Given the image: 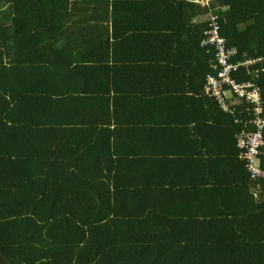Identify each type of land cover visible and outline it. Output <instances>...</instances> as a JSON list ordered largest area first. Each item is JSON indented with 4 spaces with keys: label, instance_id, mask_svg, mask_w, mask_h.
I'll list each match as a JSON object with an SVG mask.
<instances>
[{
    "label": "trees",
    "instance_id": "1",
    "mask_svg": "<svg viewBox=\"0 0 264 264\" xmlns=\"http://www.w3.org/2000/svg\"><path fill=\"white\" fill-rule=\"evenodd\" d=\"M84 4L89 13H76ZM198 11L206 17L192 23ZM208 12L234 58L264 57V0H0V261L264 264V179L249 177L234 135L232 144L109 129L122 99L109 83L115 44L186 32L199 46ZM136 14L149 24L118 27ZM88 51L102 53L99 63ZM199 51L202 91L213 54ZM98 73L103 88H80ZM259 84L264 96V72ZM227 116L234 134L240 124ZM138 136L148 151L124 148Z\"/></svg>",
    "mask_w": 264,
    "mask_h": 264
},
{
    "label": "crops",
    "instance_id": "2",
    "mask_svg": "<svg viewBox=\"0 0 264 264\" xmlns=\"http://www.w3.org/2000/svg\"><path fill=\"white\" fill-rule=\"evenodd\" d=\"M192 1L201 5V0ZM79 7L75 8L76 13L78 10L89 13L90 5ZM192 11L194 8L187 9V17ZM205 17L198 11L191 17V22L199 23ZM149 22L136 14L118 22V27L122 29L126 24L137 27ZM136 33L132 39L121 41L119 47L116 44L114 47L116 63L109 83L111 85L114 80V94L122 98L115 101L117 115L109 126V129L114 130V135H224V140L229 135L233 144L232 135L235 138L242 126L233 134L227 115L232 116L223 112L218 105V108L212 104L207 106L201 100L202 78L196 57L200 52V44H193L186 32L176 39L156 32ZM87 54H83L87 63L97 61L102 56L100 51H88ZM101 75L96 74V83L93 85H90L89 78L83 80L80 88H103L105 81L100 79ZM77 117L78 114L73 113L68 120ZM96 124L101 127L99 121ZM69 125L74 127V122H69ZM253 128L252 125L248 126V130ZM138 138L129 137L130 142L126 141L124 148L148 151L145 136Z\"/></svg>",
    "mask_w": 264,
    "mask_h": 264
},
{
    "label": "built area",
    "instance_id": "3",
    "mask_svg": "<svg viewBox=\"0 0 264 264\" xmlns=\"http://www.w3.org/2000/svg\"><path fill=\"white\" fill-rule=\"evenodd\" d=\"M201 5L207 1L201 0ZM208 26L199 40L200 47L213 56L209 62L210 70L205 73L202 93L213 98L219 108L232 116L242 128L235 134L238 157L252 179H264V96L259 84L264 72L263 56L234 58L238 50L226 45L220 34L218 15L207 13ZM243 67L248 78L238 81L232 73ZM254 128L248 130V126Z\"/></svg>",
    "mask_w": 264,
    "mask_h": 264
},
{
    "label": "rangeland",
    "instance_id": "4",
    "mask_svg": "<svg viewBox=\"0 0 264 264\" xmlns=\"http://www.w3.org/2000/svg\"><path fill=\"white\" fill-rule=\"evenodd\" d=\"M0 264H7V263H6L5 261L2 260V261H0Z\"/></svg>",
    "mask_w": 264,
    "mask_h": 264
}]
</instances>
